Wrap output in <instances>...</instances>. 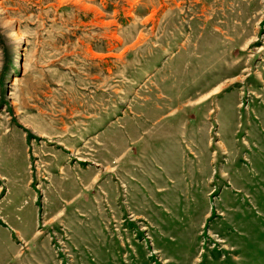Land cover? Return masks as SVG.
<instances>
[{"label": "rangeland", "instance_id": "374dc122", "mask_svg": "<svg viewBox=\"0 0 264 264\" xmlns=\"http://www.w3.org/2000/svg\"><path fill=\"white\" fill-rule=\"evenodd\" d=\"M0 264H264V0H0Z\"/></svg>", "mask_w": 264, "mask_h": 264}]
</instances>
